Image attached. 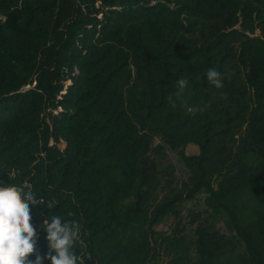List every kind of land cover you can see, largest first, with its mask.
Returning <instances> with one entry per match:
<instances>
[{
	"label": "trees",
	"instance_id": "16d2710c",
	"mask_svg": "<svg viewBox=\"0 0 264 264\" xmlns=\"http://www.w3.org/2000/svg\"><path fill=\"white\" fill-rule=\"evenodd\" d=\"M0 17V181L45 200L41 254L39 225L61 215L85 264H147L160 240L170 264H264V0H0ZM155 138L188 170L178 188ZM200 193L232 236L192 216L190 262L179 230L155 228Z\"/></svg>",
	"mask_w": 264,
	"mask_h": 264
},
{
	"label": "clouds",
	"instance_id": "9594fccd",
	"mask_svg": "<svg viewBox=\"0 0 264 264\" xmlns=\"http://www.w3.org/2000/svg\"><path fill=\"white\" fill-rule=\"evenodd\" d=\"M206 78L215 88H223V77L215 68L207 70ZM187 85V79L176 81L178 98L182 97ZM168 101L176 107L172 96L168 97ZM181 104L192 114L203 112L208 107L207 104L204 108L190 107L183 100ZM44 204L45 200L37 196L31 184H4L0 181V264H44L45 260L50 264H85V257L91 259L86 252L77 253V246L80 249L87 247L82 238V224L61 215L48 216L39 225L46 233L47 241V251L43 254L39 252L37 226L32 223L31 207ZM46 207L50 209L53 205L46 202ZM72 215L67 213L68 217ZM33 256L34 259L31 258Z\"/></svg>",
	"mask_w": 264,
	"mask_h": 264
},
{
	"label": "rangeland",
	"instance_id": "374dc122",
	"mask_svg": "<svg viewBox=\"0 0 264 264\" xmlns=\"http://www.w3.org/2000/svg\"><path fill=\"white\" fill-rule=\"evenodd\" d=\"M0 19H3L0 17ZM196 152L195 147L187 146L185 148L186 154H193ZM150 155L156 160L158 167L163 168L167 165H171L175 171V188H178L180 183L183 182L188 176V170L185 168L181 158L176 151L170 150L165 146L158 138L153 140ZM162 196L161 193H157L156 201ZM206 194L200 193L193 199L183 202L179 205L178 211L180 213V223L178 226L169 227V225L160 224L156 226V231L160 235V238L171 237L176 230L180 231V236H183L190 246L189 261L195 260V254L192 249V242L194 240V228L195 224H191L192 216L199 215L200 218H207L208 221L213 225L214 229L220 233L231 237V231L226 227L224 221L217 215H214L210 208L205 203ZM161 240L158 242L157 247L153 252V256L150 258L147 264H170L172 255L168 250L165 249L164 245H159Z\"/></svg>",
	"mask_w": 264,
	"mask_h": 264
}]
</instances>
